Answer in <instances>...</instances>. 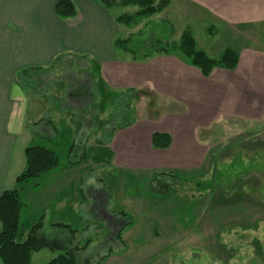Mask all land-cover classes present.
Masks as SVG:
<instances>
[{
    "label": "rangeland",
    "instance_id": "obj_1",
    "mask_svg": "<svg viewBox=\"0 0 264 264\" xmlns=\"http://www.w3.org/2000/svg\"><path fill=\"white\" fill-rule=\"evenodd\" d=\"M150 19L159 21L157 15ZM168 27L170 42L178 44L181 29L175 24ZM128 32L126 27L121 35ZM158 33L165 37L164 31ZM206 41L199 39V48L219 58L226 47ZM255 41L251 48L262 54L257 52L254 62L243 61L246 71L256 74L243 100H232L228 88L222 89L219 100L220 94L210 92L208 84L198 85L209 103L210 98L219 100L220 117L207 124L190 122L191 138L180 132L164 157L124 156L111 149L115 130L124 123L139 118L159 121L169 112L184 115L180 103L166 93L157 96L149 86L141 87L136 99L131 93L105 95L98 86L101 100L93 132H87L72 112L74 126H63L55 116L58 130L49 128L55 136L49 141L57 146L59 165L77 160L82 151L87 156L80 164L83 170L73 175L69 213L63 221L76 229L74 243L81 247V264L86 259L89 264H244L264 257V28ZM254 64L256 69L250 71ZM64 65L38 73L39 82L27 85L31 102H42L38 111L52 108L50 102L58 91L63 97L64 80L72 72ZM235 108L240 114H230ZM33 115V121L42 119ZM175 127L169 124L173 132ZM74 141L81 151L66 150ZM173 153H177L174 158ZM173 159L180 165L174 166ZM52 210L43 222L51 237ZM128 221L131 224L117 237L115 232ZM52 255L56 253L43 249L36 259Z\"/></svg>",
    "mask_w": 264,
    "mask_h": 264
},
{
    "label": "crops",
    "instance_id": "obj_2",
    "mask_svg": "<svg viewBox=\"0 0 264 264\" xmlns=\"http://www.w3.org/2000/svg\"><path fill=\"white\" fill-rule=\"evenodd\" d=\"M57 2L0 0V196L5 190L16 187V179L27 164L25 150L37 140L27 125L33 121V114L34 119L49 118L52 121L57 115L62 119L63 126L76 125L69 111L63 108V97H60L59 91L50 102L52 108L47 109L46 106L43 111V106L38 111L42 102L38 99L31 102L27 86H34V83L29 80L21 84L18 79L22 69L47 68L64 53L87 56L98 67L101 93L127 95L130 89L140 91L141 87L149 86L157 96L166 93L173 98L172 101L180 103L186 110L184 115L169 112L162 115L164 119L159 121L139 118L130 126L115 130L111 149L117 154L132 157L166 156L180 132L185 138H191L190 122L207 124L220 117L217 114L220 109L218 101L222 98L223 88H228L231 99L240 103L246 94V87L251 81H256V74L247 72L243 61L254 62L256 53L262 54L251 47L264 28V0H172L165 10L157 14L159 23L179 26L180 36L185 28H190L196 36L198 47L199 39H202L203 43L205 40L213 45L221 42L223 46L237 50L240 60L236 69L217 67L210 76H204L178 53L159 54L145 61H136L131 55L119 53L113 41L118 36L128 35L130 30L128 34L121 35L126 27L119 24L116 17L132 10L130 7L117 13L118 8L107 9L99 0H73L77 15L63 18L55 12ZM255 69L254 64L250 71ZM33 72V79H38V73L42 71ZM31 76V73L27 74L25 79ZM200 84L203 87L208 84L212 90L207 91L219 93V100L215 102L210 98L209 103L208 95L198 92ZM61 88L62 85L59 90ZM48 89L45 90L46 94L49 93ZM230 114L240 113L235 108ZM172 123L177 126L175 132L169 128ZM76 131L74 129V135ZM155 131L170 133L172 145L167 149L153 147L151 138ZM40 141L57 153L55 144L49 140ZM67 148L69 151V144ZM176 154H172L173 158ZM172 164L180 165L174 159ZM81 166L69 163L65 167L58 165L38 185L31 184L21 190V221L24 228L35 222H40L44 227V218L51 207L54 210L51 211V227L53 223H64L70 208L69 189L76 180L73 175L83 170ZM1 227L0 222V230ZM41 252L34 254L31 264H44L54 257L36 259ZM0 264H3L1 258ZM244 264H264V257Z\"/></svg>",
    "mask_w": 264,
    "mask_h": 264
},
{
    "label": "trees",
    "instance_id": "obj_3",
    "mask_svg": "<svg viewBox=\"0 0 264 264\" xmlns=\"http://www.w3.org/2000/svg\"><path fill=\"white\" fill-rule=\"evenodd\" d=\"M99 2L107 9L132 8V10L124 11L116 17L117 22L129 28L130 33L126 36L116 37L113 44L119 53L131 55L136 61H145L159 54L179 53L189 64L197 67L204 76H210L217 67L233 70L239 64L240 55L233 47H226L219 58L210 57L205 50L198 47L196 36L190 28L183 30L178 44L170 42L168 26L154 22L150 18L165 10L172 0H99ZM55 12L59 17L70 18L75 17L78 11L73 0H58ZM162 31H164L165 37L159 35L158 32ZM148 32H150V36H146ZM63 64L67 65L64 66L72 72L64 80L67 89L65 88L66 91L63 94L62 106L65 110L75 114V120L83 121L82 124L85 130H88L87 132L90 130L93 132L101 98H98V94L100 95L99 71L92 59L87 56L64 53L47 68L22 69L18 79L21 84L32 80L35 85L39 80H33L35 75L33 71L38 70L45 73L49 72V68L55 69L59 66L62 67ZM30 73L31 78L25 79V75ZM129 93L132 94V99H136L140 91L130 89L127 94ZM125 107H129V102ZM131 123H124L120 128L130 126ZM27 125L37 140L25 150L27 164L16 179V187L5 190L0 196V222L2 225L0 258L3 264H31L35 253L48 249L56 255L44 264H81L78 255L81 247L74 243L76 229H73L71 225L62 222L53 223L51 229L54 231V236L52 237L44 230L40 222H35L28 228L23 227L21 190L31 184L38 185L47 173L59 165V156L56 151L40 141L55 137L49 132V128H52L57 133L55 122L49 118H42L29 121ZM87 135L89 134L86 133ZM151 142L155 148L167 149L172 145L173 137L168 132L155 131L152 134ZM79 146L74 141L70 146V152ZM79 151H81L80 148ZM81 153L77 160H69L68 163L71 165L84 163L87 158L86 151ZM120 214L125 215L126 213L121 211ZM130 224L131 221H128L123 228H119L115 232L116 236L119 237L120 233ZM83 264H89V260L86 259Z\"/></svg>",
    "mask_w": 264,
    "mask_h": 264
},
{
    "label": "clouds",
    "instance_id": "obj_4",
    "mask_svg": "<svg viewBox=\"0 0 264 264\" xmlns=\"http://www.w3.org/2000/svg\"><path fill=\"white\" fill-rule=\"evenodd\" d=\"M93 181H89V183H92Z\"/></svg>",
    "mask_w": 264,
    "mask_h": 264
}]
</instances>
